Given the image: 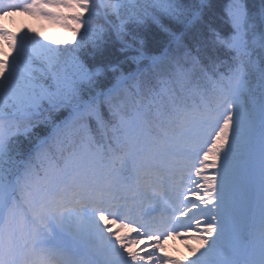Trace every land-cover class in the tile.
Returning a JSON list of instances; mask_svg holds the SVG:
<instances>
[{
  "label": "snow or ice",
  "instance_id": "1",
  "mask_svg": "<svg viewBox=\"0 0 264 264\" xmlns=\"http://www.w3.org/2000/svg\"><path fill=\"white\" fill-rule=\"evenodd\" d=\"M17 12L70 35L0 23V264H264V0Z\"/></svg>",
  "mask_w": 264,
  "mask_h": 264
},
{
  "label": "rangeland",
  "instance_id": "2",
  "mask_svg": "<svg viewBox=\"0 0 264 264\" xmlns=\"http://www.w3.org/2000/svg\"><path fill=\"white\" fill-rule=\"evenodd\" d=\"M0 23L4 24L13 33H20L22 29L27 28L30 33H36L40 38L47 37L49 41H60L65 34H69L67 30L44 17L35 15L30 16L19 12L0 18ZM0 49H3L5 53L12 51V49L7 46V42L3 40H0ZM129 231V229H124L125 233H129ZM181 235L189 236L190 234L182 230ZM196 235H198V233H196ZM143 243L144 241L142 240L141 244ZM162 243L164 244V254L185 262L187 259L194 258L192 257L190 248L198 246L197 240L190 238L183 239L174 236H169L163 240ZM134 247L139 248L140 245H135Z\"/></svg>",
  "mask_w": 264,
  "mask_h": 264
},
{
  "label": "trees",
  "instance_id": "3",
  "mask_svg": "<svg viewBox=\"0 0 264 264\" xmlns=\"http://www.w3.org/2000/svg\"><path fill=\"white\" fill-rule=\"evenodd\" d=\"M70 35V33L68 34H65V36L63 37V39H61L60 41L62 42V41H64V40H66L67 39V37Z\"/></svg>",
  "mask_w": 264,
  "mask_h": 264
}]
</instances>
